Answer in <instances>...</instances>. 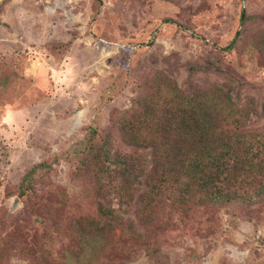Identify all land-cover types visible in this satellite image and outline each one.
I'll return each mask as SVG.
<instances>
[{
	"label": "rangeland",
	"instance_id": "obj_1",
	"mask_svg": "<svg viewBox=\"0 0 264 264\" xmlns=\"http://www.w3.org/2000/svg\"><path fill=\"white\" fill-rule=\"evenodd\" d=\"M155 72L186 92L227 83L234 100H261L264 0H0V264H51L77 247L70 224L95 212L98 194L83 166L91 127L92 142L109 149L97 175L104 191L123 183L125 154L137 164L133 197L111 191L105 200L142 236L122 238L102 264H264V196L188 217L164 204L142 224L135 174L150 167V149L128 146L115 118Z\"/></svg>",
	"mask_w": 264,
	"mask_h": 264
},
{
	"label": "trees",
	"instance_id": "obj_2",
	"mask_svg": "<svg viewBox=\"0 0 264 264\" xmlns=\"http://www.w3.org/2000/svg\"><path fill=\"white\" fill-rule=\"evenodd\" d=\"M245 20L246 12L241 8V24ZM238 35L239 31L225 49L234 46ZM261 117H264V98L238 102L227 83L186 92L162 72L152 74L145 93L134 101L133 108L115 118L128 146L150 149V167L139 165L135 174L140 189L134 198L140 216L145 214L142 224L149 226L157 214L154 209L164 204L172 212L188 217L200 206L261 199L264 125L257 124ZM96 133L97 129L91 127L83 157V166L96 177L95 212L80 214L72 220L69 236L76 240L77 247L73 252L64 251L58 261H49L51 264H102L122 238L138 240L142 236L105 200V193L111 191L118 195L123 191L133 197L129 184L137 166L136 158L125 154L128 159L122 164L127 168L123 183L110 185L104 191L97 175L107 171L104 167H109L110 154L105 143L92 142ZM41 165L32 166L24 177H30ZM28 253L36 263L44 260L40 250ZM123 253L126 257L136 254L137 243L130 252Z\"/></svg>",
	"mask_w": 264,
	"mask_h": 264
},
{
	"label": "bare ground",
	"instance_id": "obj_3",
	"mask_svg": "<svg viewBox=\"0 0 264 264\" xmlns=\"http://www.w3.org/2000/svg\"><path fill=\"white\" fill-rule=\"evenodd\" d=\"M75 122L77 123V120H75Z\"/></svg>",
	"mask_w": 264,
	"mask_h": 264
}]
</instances>
